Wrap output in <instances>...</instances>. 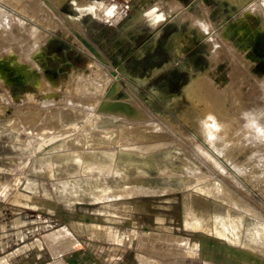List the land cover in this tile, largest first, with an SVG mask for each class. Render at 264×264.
Wrapping results in <instances>:
<instances>
[{"label": "rangeland", "instance_id": "1", "mask_svg": "<svg viewBox=\"0 0 264 264\" xmlns=\"http://www.w3.org/2000/svg\"><path fill=\"white\" fill-rule=\"evenodd\" d=\"M77 1L66 0V7L74 10ZM84 1L92 3L87 6L95 5L103 14L109 11L106 18L100 20L93 15L89 18L84 9L76 14L81 16L85 36H80L79 29V34L73 32L76 28L68 19L66 23L73 31L69 29L65 33L64 26L51 27L46 33L41 30L45 36L34 54L39 68H30L22 60L20 46L0 53L3 65L0 70V264H56L57 257L64 264H264V181H260L262 160L258 156L262 150L264 152V89L260 82L264 78V30L257 29L255 33V29L254 37L250 35L249 39L238 38L234 31L227 37L239 49L240 56L253 62L250 70L242 68L238 75L226 50H221L216 62H211L207 55L209 41L200 36L196 27L189 29L190 18L177 19L183 12L192 16L197 12V3L202 1L205 7L199 12L214 25L212 32L216 33L217 19L222 14L226 18L223 28L236 25L244 9L241 2ZM174 2L181 7L168 13L169 5ZM152 8L158 10L154 13L159 16L155 26L149 25V18L140 17ZM208 8L214 11L209 13ZM9 14L7 19L0 15V21L4 20L13 28V33L18 34L23 18L13 10ZM24 23L25 27L32 26L30 20ZM81 37L93 47L92 52L82 45ZM248 41L251 53L245 49ZM248 55L254 59H248ZM22 66L27 69L25 73L20 71ZM91 70L103 71L107 76L105 82L109 81L112 87L104 98L105 103L135 105L140 111L138 122L160 123L166 128L162 129L166 137L161 140L145 138L138 143L140 149L133 143L139 150L130 147L105 149L106 145L102 149L84 145L83 139L73 140L78 135L66 126L41 134L17 122L18 111L30 103L29 97L36 93L38 80L53 84L54 90L47 100L52 102L51 108L56 109L62 107L58 103L66 100L69 78L89 75ZM199 76L208 78L203 83L204 87L209 86L205 89L212 84L216 92L224 90L222 93L228 96L226 101L230 98L229 103L234 107L228 101V104L223 102L225 109L229 108L223 107L226 113L240 114L253 104L258 111L263 110L260 116L257 111L261 131L258 136L261 137L256 134L258 130L255 140L251 133L248 141L244 139L246 143L239 140L242 115L236 114L242 116L236 119L241 124L233 122L236 115L231 119L233 123L230 121L226 140L246 147L235 160L238 167L241 164L240 170L210 147L186 115L192 103L186 87ZM238 94L244 99L242 103L239 100V107L232 103L234 98L238 100ZM202 107V103L197 107L200 113L204 112ZM111 110L112 106L106 115L103 114L110 119L104 120L103 126L108 127L105 129L114 130L116 125L126 129L128 124H118ZM150 142L165 145L155 147L154 152L141 153ZM250 153L256 158L246 156ZM187 158L192 164L188 163L190 167L185 170L182 167ZM246 159L249 162H244ZM164 168L169 169L168 173ZM96 170L105 172L97 173ZM123 188L129 191L123 192ZM186 193L192 198L188 200L191 209L187 207V211L202 215V224L197 223L198 226L185 219ZM213 228L217 232L210 230ZM221 229L230 233L229 239L218 233ZM52 233L74 239L75 247L61 255H53L48 244L49 237L54 236ZM150 235H170L174 240H184L176 243L145 238Z\"/></svg>", "mask_w": 264, "mask_h": 264}, {"label": "bare ground", "instance_id": "2", "mask_svg": "<svg viewBox=\"0 0 264 264\" xmlns=\"http://www.w3.org/2000/svg\"><path fill=\"white\" fill-rule=\"evenodd\" d=\"M65 1L66 0H0V5L3 7V8L0 7V15H2L3 18L7 19L8 17H10L9 12L10 11L12 12V10L14 12H16L18 15H21L23 18V19H20V22H19L20 27H18L19 28L18 34H14L12 31L13 28H11L9 26V24L6 23L4 20L0 21V53H1V51H4V50L5 51H12L11 49H13L15 46H20L22 60H24V62H26L27 65L30 66V68H39L38 63L34 61V54L37 52L38 49H40V44H41V42L45 36L43 33L44 32L46 33L47 29H50L51 27H54V26H57V27L58 26H64L63 28H65L64 29L65 33L67 32L66 30H69V29H71V31H73V27L66 23L65 19H68V20H70V22H72L74 24V27L76 28V30H74L73 32H75L76 34L77 33L79 34V31H78V29H79L81 32L80 36H85V26L84 25L82 26L81 16H77L76 14L79 15V13H81L80 11H83L82 9H84L86 12H88L87 16H89V18L91 15H93L97 19L99 18L100 20H104L106 18L107 12H109L106 10L104 12L105 14H103V11L100 12L96 8L95 5H94V7H90L92 3L88 2V1H84V0H78L76 3L77 7L74 10L70 11L66 7ZM228 1L230 4H235L237 2H241V4L244 5V9H242L243 10L242 15L237 19L236 25L234 27L223 28V22L226 20V18L222 14L221 18L217 19L219 21V22L217 21L218 22V24H217L218 30H216V33L212 32V28H214V25H210L209 22L207 21L206 16H204L203 14H201L199 12L201 10L200 8L201 7L203 8V6H204L201 3L202 1L197 3V5H198L197 12L195 11L192 14V16L190 15L191 17L189 15H187V12H183V13H181V15L178 16L177 20L181 21L183 19L190 18L189 29H191L192 27H196L199 31L200 36L209 41L208 42L209 43V51L207 52V55L209 56V59L211 60V62L218 59V56H219V53H221L220 52L221 50H226L230 54L229 58L232 62V67H233V69L237 70L236 74H238V71H241L242 68H244L243 70H246V69L250 70L251 69L250 67L252 65L251 63H253V62L246 61V56H240V53L238 52L239 49L235 48L234 45L229 42L230 39L228 40V38H229L228 36L231 32L234 31V33H236L238 35V38H241L244 36V37H247L249 39L250 37H248V36H250V35L253 36L255 29L256 30L261 29V28L264 29V0H249L248 4H247V0H243V1L242 0L241 1L240 0H228ZM87 4H90V6H87ZM179 6L181 7V5H179L178 2H174V3L170 4L168 7V8H170L168 13L174 11ZM59 8L61 9L62 13H60L61 12L60 10H59L60 12L58 11ZM157 11L158 10L156 8H152L151 10L144 13L145 15L143 13L140 14V17L144 18L143 20L149 18L147 20V22H149V25L152 26V25H154L155 20L159 18V16L157 14L154 15V13H156ZM206 11L211 13L214 10H212V8H208ZM165 15H166V13H165ZM25 20H30L32 23V26L31 27H25V23H24ZM210 23H211V21H210ZM156 24H158V23L156 22ZM41 30L43 31V33ZM132 34H134V32H132ZM80 40L82 42V45H84L88 49V51H90V52L93 51V49H92L93 47H91L90 44L87 43L83 39V37H81ZM172 43L174 44L175 42H172ZM241 44H245V43H241ZM174 47H175V49H178L176 46H174ZM227 56H228V54H227ZM248 59H250V58H248ZM97 68H98V66H97ZM2 69H3V65H2V63H0V70H2ZM26 70L27 69L25 68V66L24 67L22 66L20 68V71H22V72H24ZM98 71L100 72V70H98ZM98 71L94 72V70L93 71L91 70V73L89 75H86V76L83 74L72 75L66 84V95H67L66 100L64 102L58 103L62 107H59L56 109L55 108L52 109L51 108V106H53L52 102H48V100H47L50 97L49 96L50 92L54 90L53 84L51 82H48L47 80H44V79L38 80L37 81V85H38L37 91L35 94L30 95V97H29L30 103H28L29 105L27 104V106H24L26 108H24L22 111H18V115L16 117L17 122H20L21 125L20 124L19 125L22 126L23 128L31 129L32 131H35L37 133L38 132L41 133L42 131L52 132V131L57 130L58 128H65L64 126H66V128H71V130L75 131V134L78 135L75 138H73V140L80 141L81 139H83L84 145H88L91 147H97V148L102 147V149H103V146H105V145H106V147H104L105 149L109 148V147L111 149H117V148H128L129 149V147H130V149H136V148H138L137 147L138 145H139V149H140V144H138V143H141L143 141V139H145V138H154L155 140H161L160 139L161 137H166V134L162 131V129H164V128H162L159 125L160 123L158 124V122L157 123L156 122H152V123L149 122V124H150L149 125L147 123L144 124V122H143V124L138 122L139 118H137V117L139 116L140 111H139V109H137V107H134L135 105L133 107L132 106L130 107L124 103H118V102L112 103V105H111L110 103L112 101L110 102L109 100H108L109 101L108 104H107V101L105 103L104 98L106 97V94H109V91L111 90L112 87L111 86L109 87V85H108L109 81L106 80L107 82H105V79L107 78L105 73L103 74V71H102V73H98ZM240 76H236V77H240ZM207 79L204 78V76H199L186 87L187 93H188V98L192 102L188 111H186L187 112L186 115H188L191 118V121H192L196 131L202 136V138L205 139V141L208 142L210 147L213 150H215L217 154L222 155L223 156L222 158H224L226 160L228 159L232 164H235V163L237 164V162L235 161L237 156L241 152L245 151L246 147H244V145L243 146L237 145L236 143L230 144L229 141L226 140L225 137L229 136V135L228 136H225V135L227 133H229L228 129L230 128V121L232 122V120H233V122L235 121V123H236V121H237L236 119H237L238 115L243 116V117L239 116L240 118L241 117L243 118L242 119L243 121L241 120L243 122V124H241L239 121H237L241 125H243V126L239 127L241 129L238 128V130H240V132H241V136L238 138H240L239 140L242 139L241 143L243 144V141H244V143H246V141L249 140L248 135L250 133H251V137L254 138L253 140L256 139V137L258 136V133H261V131L259 130L260 126L257 123V120H258L257 116L259 115L260 111H258L256 108H254L255 106L253 104V106H251L249 108V110H247V111H245L246 109L245 110L243 109L241 112H240V109L237 110L240 112V114L238 112L237 113L235 112L238 115L234 114L233 113L234 111L232 112L233 115H230V114H232L231 112L226 113L225 110H229V108L225 109L223 102L227 103V101H228V100L226 101V99L228 97V96H226L227 94L222 93L224 90L222 92H216L215 89H213L214 86L212 87L211 82H210V84H211L210 88H212V89H210V88L205 89V87L207 86L206 83L209 82V80H210L209 79L205 83L206 86L204 87L203 83ZM260 82L262 83L261 85H263V89H264V78H262L260 80ZM256 83H257V80H256ZM259 86L260 85L258 84V87ZM207 87H209V86H207ZM233 87L234 86H232V89H233ZM226 91H227V89L225 90V92ZM229 91L232 92V90H229ZM261 91H263V90H261ZM237 92H239V91H237ZM233 96L231 97L232 101H233ZM239 96H240V94H238V100H236V98H234V101L233 102L231 101L232 103H235V105L237 104L238 105L237 107H239V100L241 101V99H242ZM261 96H262V94H261ZM107 97H108V95H107ZM229 97H230V94H229ZM235 97H237V96H235ZM251 97L253 98L255 96H251ZM261 99H260V101H261ZM263 99H264V97H263ZM243 100L244 99H242V101ZM254 100H256V99H254ZM229 101H230V98H229ZM229 101H228V103H229ZM242 101H241V103H242ZM96 102H98V103H96ZM201 103L203 105L202 108H203L204 112L200 113V111L197 110V107L200 106ZM251 104H252V102H251ZM54 105H56V104L54 103ZM229 105H233V104L229 103ZM108 106H110V107L112 106L111 116H114L116 118V120L119 121V123L117 122L118 124H121L122 126L123 125L126 126L125 125L126 123L128 124L127 125L128 127H124L126 129L118 127L117 125H116V129H114V130H106L105 129L108 127L103 126L104 120L109 119V118L103 117V114H105L106 112H108L110 110V107L107 108ZM245 106H248V105H244V107ZM56 107H58V106H56ZM223 107L225 110L223 109ZM233 107H234V105H233ZM259 108H261V107L259 106ZM117 110H120V112L119 111H118L119 113L116 112ZM257 111H258V115H257ZM261 112H260V114H261ZM234 115H236V116H234ZM85 116H87V117H85ZM233 116L236 118L232 119ZM239 117H238V119H239ZM135 118H137V119H135ZM222 118H224V119H222ZM150 120L151 119H149L148 121H150ZM152 120H154V118ZM130 121H131V123L134 122L136 124H133V123L131 124ZM140 121H142V120H140ZM260 125H262V124H260ZM71 130L66 129V131H71ZM164 130H166V128ZM258 130L260 132H257ZM263 130H264V128H263ZM114 131L117 133H114ZM240 132H238V133H240ZM255 133L257 134V136ZM263 136H264V133H263ZM244 139H246V141ZM262 139H263V137L260 138V140H262ZM73 140H71V142ZM257 140H258V138H257ZM262 141H264V140H262ZM259 142H261V141H259ZM133 143H135V145L137 143L136 148L134 147L135 145ZM72 145H75V143H73ZM146 145H144V144L142 145V146H146L145 147L146 149L143 147L145 150H143V151L140 150L141 153L151 152V151L154 152L155 147L159 148L160 146H162V145L164 146L165 144H163L162 142H161V144L155 143V142H150V143H146ZM262 145H263V143H262ZM139 149H136V150H139ZM261 152L258 156H260V158H261L260 161L262 160V163H259V164H261L260 166L262 167L261 172L263 174L262 173L261 174H262L263 178H262L261 174L259 175V177L264 179V152H262V153ZM168 155H170V154H168ZM248 155L253 156L252 153L246 154V156H248ZM164 156H165V154H164ZM253 157L256 158L255 155ZM248 159L250 160V158H248ZM248 159H246V161H244V162H249ZM185 162L186 163L183 164L182 168L185 170H188V168L190 167L188 165V163H191L192 160L187 158L185 160ZM252 164H254V163L252 162ZM240 165H239V167H240ZM167 166L165 165V167H167ZM236 167H237L236 169L239 168L237 165H236ZM246 167H245V169H246ZM249 168H250V165H249ZM169 169H170V167H169ZM240 169H242V168H239V170ZM251 169H250V171H251ZM165 170H167V169H165ZM168 170H167V173H168ZM96 171H97V173H98V171L99 172H105L103 170H96ZM162 173H165V172L163 171ZM167 173H165V174H167ZM262 179L260 181H264ZM94 188H93V190H94ZM96 189L94 191L95 193L98 190V189L97 190ZM129 189L131 190L132 188H129ZM107 190H105V192H107ZM121 191H122V189H121ZM127 191H129V190L127 189ZM127 191L126 190L124 191V188H123V192H127ZM139 191L137 190L136 192H139ZM108 192H109V190H108ZM97 193H98V191H97ZM114 193H116V192H114ZM118 194H119V192L115 195L118 196ZM121 194H122V192H121ZM188 195H189V193H186V195L184 197V206L186 208L184 211L185 219L188 221L191 220L190 223H194L198 226V224H202V215H197L193 211L191 213L187 211V207L189 206L188 204L190 203V202L188 203V200L190 199V197ZM103 196H102V199H103ZM119 196H121V195H119ZM111 197H113V196H111ZM109 198H110V196H109ZM197 198H195V196H194V199L197 200ZM191 202H193V200ZM197 202L200 203V201H197ZM195 204H196V206L199 205L198 203H195ZM202 207L205 210V206H202ZM200 208H201V206H200ZM188 209L190 210L191 208L188 207ZM195 212H197V211H195ZM218 218H220V216ZM192 219H194V220H192ZM210 221H211V219H210ZM210 230L213 232H217V229H215V228L210 229ZM57 232H61V231H57ZM63 232L64 231H62V233ZM65 233L66 232H64V234ZM218 233L221 235H224L225 237L227 236L228 239L230 238V236H229L230 233L228 234L225 229H221L220 231H218ZM64 234H63V236H59L61 234L58 235V234L52 233V235H54L53 237L49 235L50 236L49 238H51V240L49 239L50 242L48 244H49V247L51 248L53 255H61L62 253L66 252L68 250H71L72 248L75 247L76 241L74 239L67 237V235L65 236ZM145 238L154 239L155 241H158V242H159V240H163V241L176 242V243L184 240L181 238H176L178 240H174L175 238L171 237L170 235L169 236L168 235H150V236L145 237ZM145 238L143 240H147ZM154 240H153V242H155ZM165 246H166V244H165ZM55 262H56V264H64L60 257L59 258L57 257V260H55Z\"/></svg>", "mask_w": 264, "mask_h": 264}, {"label": "flooded vegetation", "instance_id": "3", "mask_svg": "<svg viewBox=\"0 0 264 264\" xmlns=\"http://www.w3.org/2000/svg\"><path fill=\"white\" fill-rule=\"evenodd\" d=\"M261 30H264V29L261 28ZM257 31H259V30H256L255 33H257ZM255 33L253 34V37H254ZM245 45H247V46H246V52H250L251 47H250V43H249V41H248ZM248 57H249L251 60L254 59V58L251 57L250 55H248Z\"/></svg>", "mask_w": 264, "mask_h": 264}]
</instances>
